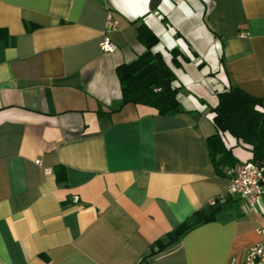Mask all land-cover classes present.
<instances>
[{
	"label": "crops",
	"instance_id": "crops-1",
	"mask_svg": "<svg viewBox=\"0 0 264 264\" xmlns=\"http://www.w3.org/2000/svg\"><path fill=\"white\" fill-rule=\"evenodd\" d=\"M142 21L176 75L175 115L120 106L116 68L145 49ZM230 86L264 96V0H0V264H138L217 197L215 219L147 264H245L264 196L227 195L205 142Z\"/></svg>",
	"mask_w": 264,
	"mask_h": 264
},
{
	"label": "trees",
	"instance_id": "trees-1",
	"mask_svg": "<svg viewBox=\"0 0 264 264\" xmlns=\"http://www.w3.org/2000/svg\"><path fill=\"white\" fill-rule=\"evenodd\" d=\"M136 37L145 49L131 61L116 68L120 106L128 103L147 106L162 116L181 112L176 75L161 52L153 50L158 43V36L142 21L137 25ZM171 52L175 54L177 49L173 48ZM217 98V104L210 110L216 131L205 140L216 174L227 178V170L238 162L225 142V134H230L248 147L251 151L249 160L264 167V96H255L240 87L230 86L218 91ZM223 198L217 197L196 210L191 220H185L166 234L167 240L159 238L143 257V262L138 264H147L150 256L163 250L173 239L181 237L199 224L215 219Z\"/></svg>",
	"mask_w": 264,
	"mask_h": 264
},
{
	"label": "built area",
	"instance_id": "built-area-1",
	"mask_svg": "<svg viewBox=\"0 0 264 264\" xmlns=\"http://www.w3.org/2000/svg\"><path fill=\"white\" fill-rule=\"evenodd\" d=\"M117 22L108 16L106 26L115 27ZM248 31L240 32L241 37H247ZM101 48L105 52L114 51L117 46L107 36L101 42ZM40 164V161H37ZM49 172V168L44 169ZM227 195H236L242 198L247 205L253 206L264 196V167L251 160L235 163L227 170ZM230 264H234L231 262ZM245 264H264V241L249 248L245 258Z\"/></svg>",
	"mask_w": 264,
	"mask_h": 264
}]
</instances>
